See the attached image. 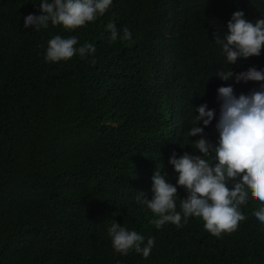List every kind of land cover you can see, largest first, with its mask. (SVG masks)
Returning a JSON list of instances; mask_svg holds the SVG:
<instances>
[{"label":"trees","instance_id":"obj_1","mask_svg":"<svg viewBox=\"0 0 264 264\" xmlns=\"http://www.w3.org/2000/svg\"><path fill=\"white\" fill-rule=\"evenodd\" d=\"M236 10L254 21L264 17V0H113L72 31L26 29L23 17L39 14L38 0H0V264H264V225L251 196L240 206L246 219L220 237L199 217L156 229L135 201L139 191L151 198L155 171L175 182L168 158L191 151V108L206 103L218 115L220 86L236 95L259 90L261 82L215 76L264 68V47L224 63L213 36ZM108 23L119 35L127 27L131 39L109 42ZM54 35H75L76 47L89 42L96 51L46 63ZM214 125L215 116L205 128L213 143ZM113 219L154 238L149 257L113 251Z\"/></svg>","mask_w":264,"mask_h":264},{"label":"clouds","instance_id":"obj_2","mask_svg":"<svg viewBox=\"0 0 264 264\" xmlns=\"http://www.w3.org/2000/svg\"><path fill=\"white\" fill-rule=\"evenodd\" d=\"M112 3L113 0H38L39 14L24 16L23 26L41 30L60 25L72 31L103 16ZM226 27L222 35L213 36L226 65H235L241 59L261 54L264 17L253 21L247 19L243 11L236 10ZM105 28L109 42L132 37L127 27L122 29V35L113 23H108ZM77 44L75 35L67 38L52 36L43 53L44 61L57 63L74 55L83 58L96 51L92 43L85 42L76 47ZM215 76L222 81L261 83L259 90L239 95L234 94L231 84L218 87V115L206 103L191 108L189 126L184 133L185 138L196 137L191 140V151L180 155L173 151L168 158L175 182L168 178L167 172L155 171L151 177V198L143 191L137 192L135 197L136 203L150 210L155 217L150 223L156 229L167 223L179 228L189 217H199L208 233L220 237L221 233L234 231L238 222L246 219L240 206L245 205L250 196L259 202L253 214L264 225V68L249 67L234 73L230 67L218 70ZM214 116L218 133L215 143L205 134V128ZM178 187L184 190L179 210L176 203ZM107 235L113 251L121 256L134 251L147 258L155 243L153 237L145 241L143 235L114 219L107 226Z\"/></svg>","mask_w":264,"mask_h":264}]
</instances>
